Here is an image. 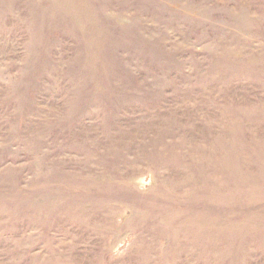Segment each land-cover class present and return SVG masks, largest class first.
<instances>
[{
  "label": "rangeland",
  "instance_id": "obj_1",
  "mask_svg": "<svg viewBox=\"0 0 264 264\" xmlns=\"http://www.w3.org/2000/svg\"><path fill=\"white\" fill-rule=\"evenodd\" d=\"M0 264H264V0H0Z\"/></svg>",
  "mask_w": 264,
  "mask_h": 264
}]
</instances>
